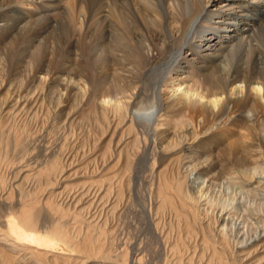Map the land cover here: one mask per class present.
Wrapping results in <instances>:
<instances>
[{
    "label": "bare ground",
    "instance_id": "bare-ground-1",
    "mask_svg": "<svg viewBox=\"0 0 264 264\" xmlns=\"http://www.w3.org/2000/svg\"><path fill=\"white\" fill-rule=\"evenodd\" d=\"M142 161L163 264H264V0H0V264H144Z\"/></svg>",
    "mask_w": 264,
    "mask_h": 264
},
{
    "label": "rangeland",
    "instance_id": "rangeland-1",
    "mask_svg": "<svg viewBox=\"0 0 264 264\" xmlns=\"http://www.w3.org/2000/svg\"><path fill=\"white\" fill-rule=\"evenodd\" d=\"M71 43H73L72 45H71ZM75 43H76V41L75 40H73V39H69L68 38V36L65 38V40L63 41V45L62 46H57V48L55 49V51H56V56H55V66L52 68V71H53V73H54V70H55V73L54 74H56V78L60 81V79H64L66 76H67V74L68 73H70L71 71H72V69H73V67L75 68L76 66H74L75 64L74 63H72V62H70L69 60H67L66 58H64L65 57V52L68 50H70V49H73L74 47H75V49H81V47H82V45H79L78 43H76V44H78V45H76L75 46ZM80 43V42H79ZM81 44V43H80ZM65 45H66V48H64L65 47ZM73 48H72V47ZM64 48V49H63ZM83 48V47H82ZM63 50V51H62ZM59 54H61V55H59ZM67 61H68V63H67ZM21 64V65H20ZM85 64H87V63H85ZM11 65V66H10ZM10 65H8L7 66V68H6V73L7 74H9V77H12V75H14V74H16V73H18L19 72V70H21L22 69V67L21 66H23V63H20V62H13L12 64H10ZM13 65V66H12ZM17 66V67H16ZM63 66H65V67H63ZM18 67H20V69L18 68ZM69 67V68H68ZM71 67H72V69H71ZM58 69V70H57ZM13 71V72H12ZM18 71V72H17ZM64 71V72H63ZM57 73H58V75H57ZM11 75V76H10ZM64 76V77H63ZM52 95V94H51ZM54 97H56V96H54ZM71 98V97H70ZM69 98V101L71 100ZM46 103H48V101H46ZM84 106H83V108H80V107H82V105L78 108V110L76 109L75 111H71L70 109L69 110H67L66 112H65V114L63 115V117L61 116V115H59V113L58 112H55V115L54 116H52V119H50V120H48V116H49V118L51 117V115L52 114H54V112H53V109H51V111L53 112H51L50 110H49V112L50 113H47V114H45L46 116H43V114L44 113H46V111H44V113H42V116H41V119L42 118H44V117H46V118H44V119H42L43 121H47L44 125H45V127L47 128H43L44 129V131H43V129H42V133H41V135L42 136H40V133H36L35 135H36V137H38V136H40V137H42V138H44V141H42L41 143H40V146L41 147H38L37 148V150H44L45 152H47L48 151V149H50L51 150V148H54V150H58L57 152H61V151H59V145L60 144H58V147L56 148V145H54L56 142H55V139L58 137V135H50L49 133L51 132V130H52V133L51 134H53V131H54V133H56L57 131H59V134L61 133V131L64 129V128H66V130L64 131L63 130V132H66L67 134H68V130L67 129H69L68 128V125H69V123H68V119H69V116L70 115H72L73 116V114H71L70 113V111L71 112H73L76 116H78L79 114H80V111H81V109H85V108H87V107H85L86 106V102H85V100H84ZM46 106H47V104H46ZM48 107H50V106H48ZM85 107V108H84ZM50 108H53V107H50ZM55 109V108H54ZM68 112V113H67ZM67 113V114H66ZM49 114H51V115H49ZM57 114V115H56ZM61 117V118H59V117ZM57 118H59V120L57 119ZM65 118V121L63 120ZM40 119V120H41ZM46 119V120H45ZM55 119V120H54ZM39 120V121H40ZM54 120V121H53ZM68 120V121H67ZM38 121V122H39ZM50 121V122H49ZM56 121V122H55ZM61 121H63V122H60ZM49 122V123H48ZM59 122V123H58ZM65 122V123H64ZM54 123V124H53ZM67 123V124H66ZM49 126H48V125ZM64 124V125H63ZM43 124H39V128H40V126H44ZM53 125H54V127H53ZM56 125V126H55ZM59 125H61V127H62V125L64 126V127H62V128H60L59 127ZM59 127V128H58ZM57 129V131H56V129ZM49 129H50V131H49ZM59 129V130H58ZM62 129V130H61ZM79 129H80V131H81V134H84V132H82L83 131V128L82 127H79ZM46 131V132H45ZM48 131V132H47ZM80 131L78 132V133H80ZM62 132V133H63ZM45 133H46V136H45ZM39 134V135H38ZM48 134V135H47ZM58 134V133H57ZM81 134H79V137H81ZM34 135V136H35ZM47 136H49L48 138H47ZM39 137V138H40ZM54 137H56V138H54ZM83 137V136H82ZM81 137V138H82ZM45 138H47L46 140H45ZM53 138V139H52ZM34 139H36L35 137H34ZM38 139V138H37ZM51 139V140H50ZM48 141V142H47ZM71 141V139L69 140V142ZM36 142H38V141H36ZM36 142H33V143H36ZM51 143L50 145H48V143ZM55 142V143H54ZM27 144L28 143H26V144H22L25 148H26V146H27ZM47 144V145H46ZM73 144V143H72ZM22 145H20L17 149H20V151H21V146ZM33 146L32 147H34L35 145L34 144H32ZM36 145H37V143H36ZM24 147L22 148V149H24ZM78 147V146H77ZM46 148H48V149H46ZM27 149V148H26ZM68 149H71L70 147H67V148H65L64 150H67L68 151ZM29 150H31V151H28V153L29 154H33L32 153V148L31 149H29ZM36 149H35V151H37ZM48 151L47 153H48V155H49V153L51 152V151ZM18 151L19 150H16L15 152H14V154H16V156L18 157V155L20 154V151H19V153H18ZM25 151V149L23 150V151H21V153L22 152H24ZM35 151H34V148H33V152H34V157L33 158H35V159H37L38 161H42L43 160V155L44 156H46L47 155V153L45 154V152L44 151H42V153H40L39 151H37V154L38 155H36V153H35ZM67 151H65V152H67ZM31 152V153H30ZM63 152V151H62ZM12 152H10V154H11ZM13 155V154H12ZM36 155V156H35ZM14 156V158L12 157V156H10V158L12 159H14L15 160V158H16V156L15 155H13ZM19 157H20V155H19ZM41 157V158H40ZM12 159V160H13ZM41 159V160H40ZM17 160H18V158L14 161L15 162V164L17 163ZM18 161H20V160H18ZM137 170V171H136ZM135 175L133 176V175H130L131 177V179H130V185H131V194L132 195H134V196H132L133 198H130V202L131 203H129V207H127V212H129V213H126V220H124L125 221V223L123 222V225L122 226H120V227H122V230H121V232H123V233H125V234H123V235H125V237L126 238H128L129 240L131 239L130 237H131V235H134L135 237H133V239H131V241H133L134 240V238H135V241H133L132 243H134V245H135V247L136 248H138V249H140V251H141V253H142V255H143V257H144V264H163V261L161 260V259H159L160 257H159V254H157L158 253V251L156 252L155 251V249H156V242L154 241V240H152L151 239V236H150V230H149V228H148V225H146L147 224V221H146V217H147V214H148V206H149V199H150V197H149V194H150V191L153 189L152 188V181H153V176H152V172H151V166H150V164L148 163V165H147V163L146 162H139V164L136 166V169H135V171L133 172ZM143 175V176H142ZM152 177V178H151ZM139 178V179H138ZM132 185H133V187H132ZM150 186H151V188H150ZM140 189V190H139ZM137 193V194H136ZM137 196V197H136ZM139 198V199H138ZM145 198V199H144ZM131 199H132V201H131ZM137 199V200H136ZM147 199V200H146ZM136 200V201H135ZM143 205V206H142ZM133 206V207H132ZM147 206V207H146ZM144 209V210H143ZM147 211V213H146V211ZM143 211V212H142ZM145 212V213H144ZM143 214V215H142ZM146 214V215H145ZM131 215V216H130ZM136 215V216H135ZM130 218H129V217ZM135 217V218H134ZM137 218V219H136ZM140 221V222H139ZM126 225V226H125ZM146 225V226H145ZM135 227V228H134ZM146 227V228H145ZM130 228H131V230H130ZM126 230V231H125ZM141 231V232H140ZM126 232H128V233H126ZM130 233V234H129ZM127 234V235H126ZM146 234V235H145ZM149 234V235H148ZM137 236H139V237H137ZM138 238V239H137ZM141 239H142V241L143 242H141ZM152 240L151 242H150V240ZM138 240V241H137ZM149 242V243H148ZM137 243H139V244H137ZM137 245V246H136ZM152 245H154V246H152ZM140 246H141V248H140ZM152 248H154V250L152 249ZM144 250V251H143ZM155 254H156V256H155ZM146 255V256H145ZM197 256H201V254H199L198 253V255ZM156 257V258H155ZM149 260V261H148ZM200 260V258L199 257H197L196 258V263L197 264H204V262H200L199 261ZM160 261V262H159Z\"/></svg>",
    "mask_w": 264,
    "mask_h": 264
}]
</instances>
